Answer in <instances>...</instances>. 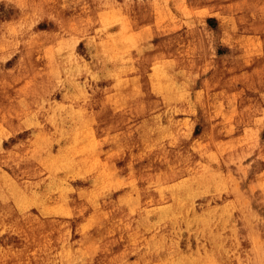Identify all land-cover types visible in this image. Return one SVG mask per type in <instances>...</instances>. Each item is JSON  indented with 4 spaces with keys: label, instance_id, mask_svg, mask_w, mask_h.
Segmentation results:
<instances>
[{
    "label": "rangeland",
    "instance_id": "374dc122",
    "mask_svg": "<svg viewBox=\"0 0 264 264\" xmlns=\"http://www.w3.org/2000/svg\"><path fill=\"white\" fill-rule=\"evenodd\" d=\"M0 264H264V0H0Z\"/></svg>",
    "mask_w": 264,
    "mask_h": 264
},
{
    "label": "bare ground",
    "instance_id": "6f19581e",
    "mask_svg": "<svg viewBox=\"0 0 264 264\" xmlns=\"http://www.w3.org/2000/svg\"><path fill=\"white\" fill-rule=\"evenodd\" d=\"M153 207L160 214L152 215L151 217L155 227L159 226L160 228L150 234L149 241H156L157 250H160L163 246H168L171 250H188L189 235L186 230L189 228L192 231L191 223L186 219L172 217L171 211L166 204Z\"/></svg>",
    "mask_w": 264,
    "mask_h": 264
}]
</instances>
